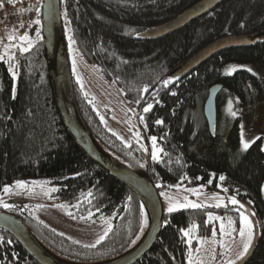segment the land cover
Returning <instances> with one entry per match:
<instances>
[{"label":"trees","instance_id":"16d2710c","mask_svg":"<svg viewBox=\"0 0 264 264\" xmlns=\"http://www.w3.org/2000/svg\"><path fill=\"white\" fill-rule=\"evenodd\" d=\"M199 1L60 0L63 30L66 12L75 47L87 62L98 66L104 78L116 84L127 104L137 109L143 137L156 138L161 147L157 160L134 144H125L103 125L71 73L74 97L83 121L102 147L146 175L158 192L178 184H203L210 191L226 189L235 195L259 229L257 245L245 264H264L262 141L257 139L242 151L237 122L226 138L215 129L211 135L202 113L208 88L216 83L234 88L246 104L264 99V84L255 74L245 70L231 75L221 72V65L229 60L264 64V0H223L179 30L164 36L146 33ZM25 28L32 46L23 53L15 48L12 62L16 80L8 62L0 60V193L14 179H47L57 189L51 194L52 200L68 204L72 216L107 219L111 230L96 247L86 248V244L73 243L75 240L27 215L20 204L7 201L11 208L0 210L20 218L41 244L62 258L88 263L115 257L141 232V204L131 190L95 167L69 136L54 103L41 24L29 23ZM64 37L68 54L65 32ZM227 37L234 38L236 46L185 74L177 71L195 52ZM68 62L70 65L69 56ZM165 80H169L166 86ZM224 100L220 93L217 112ZM148 104L152 108L145 113ZM158 119L163 123L156 124ZM220 176L225 179L221 181ZM208 210L200 207L164 212L156 242L134 264H188L189 247H195L196 240L189 244L180 229H191L196 236L210 235L216 222L209 220ZM220 210L233 213L239 225L237 211ZM0 238V264H37L9 233L0 229Z\"/></svg>","mask_w":264,"mask_h":264},{"label":"rangeland","instance_id":"374dc122","mask_svg":"<svg viewBox=\"0 0 264 264\" xmlns=\"http://www.w3.org/2000/svg\"><path fill=\"white\" fill-rule=\"evenodd\" d=\"M166 24L167 23H164L149 28L146 33H158ZM66 28L68 29L65 24L64 32L68 44L67 55L69 56L71 73L81 91L88 97L103 125L116 134L125 144H134L137 150H140L144 154L146 152L149 153V156L152 158L154 144L150 139L151 137H149L148 140L145 139L140 131L136 118L138 114L137 109L127 104L122 91L116 84L104 78L97 65L87 62L74 44H72L71 52L69 51V41L67 37L71 34L69 31L66 34ZM25 33L26 28L24 31H20L17 28H0V45L3 48V57L8 62L9 67L11 66L13 68L16 74L15 80L17 78V70L12 59L9 60L8 57L14 56L15 48L20 45H26L27 42H23L19 39V37L23 36ZM9 35L16 37V39L9 41L7 39ZM6 45L11 46L6 48ZM232 67H234L235 70L227 74V70ZM249 69H251V71H249ZM237 70H245L255 74L264 84L263 63L250 60H229L221 65V72L224 75H231ZM221 93L225 100L219 107L217 124L215 127L217 133L223 138H226L233 124L237 122L241 150L242 131L245 140L252 141L251 143H253L257 140V137H259L264 146V99L253 102L250 101L251 103L246 104L234 88L225 85ZM230 100L232 101V109L236 112L234 117L231 116L228 111ZM155 148L157 157L159 158L161 147L157 140H155ZM16 181H25L28 182V184L25 188L18 189L15 187ZM32 181L49 182L47 179H14L11 183L6 184L10 186V192L5 193L2 189L0 199L4 202L12 201L22 205L27 215L39 220L68 238L83 244H94L99 236L103 235L109 226L111 227V222L107 219L95 220L91 216L74 217L69 215V213L71 214V210L68 204L52 200V192L49 191V189L55 188V185L50 182L43 186L33 185L31 183ZM189 189L195 191H189ZM261 190H264V179L261 183ZM161 193H164V195H161ZM159 194L162 199L164 212H168L167 208L169 203H186L191 201L202 205V208H209V215L220 218L212 220L216 222V224H213L210 235L196 236L193 235V231L191 230L189 235L186 236L187 242L189 239L191 243L193 240H196V246L189 247V252H191L194 264L195 262H199V264H226L227 260L235 259L236 254L242 249V238L238 235L239 225L236 226L232 216L233 213L221 212L220 209L230 208V210L237 211L239 213V219L240 213L243 212L248 219L252 221L251 215L247 212L246 207L235 195L228 194L221 190L210 191L203 184H178L174 185L171 189L160 190ZM232 198L237 200L238 203L235 205L231 204L230 200ZM217 203L221 206L216 207ZM60 205H63V207H58ZM180 209L186 208H178L177 210ZM229 218L232 220V227L235 228L236 231L232 232L230 235H221L219 231L220 224L223 222L227 228ZM188 230L189 229H186V231ZM214 230L216 233L215 235H213ZM142 236L143 234L140 236L137 243L133 245L131 243V249L141 242ZM201 241H203V243H201Z\"/></svg>","mask_w":264,"mask_h":264},{"label":"water","instance_id":"95a60500","mask_svg":"<svg viewBox=\"0 0 264 264\" xmlns=\"http://www.w3.org/2000/svg\"><path fill=\"white\" fill-rule=\"evenodd\" d=\"M222 1L200 0L178 17L167 22L158 33L151 32L148 35L164 36L179 30L191 21L217 7ZM49 4L52 5L51 16H49ZM41 37L45 49L54 103L65 129L77 147L95 167L118 180L138 198L143 211V220H146L140 232L143 234V238L137 246L131 249L130 245L127 250L115 257L97 262L83 263L61 257L65 260L62 261L51 256L29 227L20 218L10 212L0 210V229L9 233L37 264H134L150 251L160 234L164 217L160 194L146 175L128 167L106 151L83 121L73 92L72 76L61 18L60 0H42ZM236 44L237 41L232 37L217 39L195 52L177 68V71H182L185 74L215 54L234 47ZM223 87L222 83L211 85L208 88L202 105V113L211 135L214 134L217 124V98L222 92ZM251 218L255 225L253 244L249 253L246 254L242 261H238L236 264H245L258 242V225L255 218L252 216Z\"/></svg>","mask_w":264,"mask_h":264},{"label":"snow or ice","instance_id":"6c2138e0","mask_svg":"<svg viewBox=\"0 0 264 264\" xmlns=\"http://www.w3.org/2000/svg\"><path fill=\"white\" fill-rule=\"evenodd\" d=\"M9 2H12V0H9ZM61 2L63 3L64 0H61ZM48 9H49V16H51V12H52V5L51 4L48 5ZM37 11H39V9H37ZM63 16L65 17V24L66 25L69 24L70 21L67 20V13L66 12L63 13ZM32 23L39 24L40 20L36 19V20L32 21ZM20 27H23V24H21ZM65 31H66V34H67L69 29L66 28ZM67 38H68V41H69V51L71 52L72 44H74L75 41H74V39H73V37L71 35H68ZM7 39L9 41H12V40L16 39V37H14L12 35H9L7 37ZM19 39L21 41H23V42H27V47H24L23 45L19 46V50L21 51V53L28 51L31 48V46H32L31 40H30L28 34L25 33L23 36H20ZM10 46L11 45H6L5 47L7 48V47H10ZM3 59H4L3 55H0V60H3ZM8 59L11 60V59H13V57L9 56ZM74 69H75V65H74ZM234 70H235L234 67L230 68L229 70H227V74H230L231 71H234ZM249 71H251V69H249ZM9 72L12 73L13 80H15L16 74L13 71V68L11 66L9 67ZM168 83H169V80L163 81V84L165 86ZM144 91H147V86H145ZM13 94H15V85H13ZM173 94H175V93H173ZM137 103H139V101H137ZM151 108H152V104H148L143 109V111L145 113H147V112H149V110ZM228 111H229V114L231 116L234 117L236 115V112L233 111V109H232V101L231 100L229 101V104H228ZM140 120L143 123L144 117L141 116ZM155 123L159 125V124H162L163 121L158 119V120L155 121ZM150 139L153 141V144H154L153 151H152V159L153 160H157L158 157H157V151H156V148H155V140H156V138L155 137H151ZM257 139H259V137H257ZM251 142L252 141L245 140L244 133L242 131L241 132L242 150H247L249 148ZM141 167H143V165H141ZM77 175H79V173ZM197 179H199V177ZM224 179H225L224 176H220V180L221 181L224 180ZM31 183L33 185H41V186H43V185H45V184H47L49 182H47V181H32ZM209 183H211V181H209ZM27 184H28V182H25V181H16L15 182V187L18 188V189H23V188L26 187ZM157 186H159V185H157ZM3 191L5 193H9L10 192V186L5 185V187L3 188ZM49 191L54 192V191H57V189L51 188V189H49ZM189 191H195V190L189 189ZM225 191H226V189H225ZM87 195L91 196L92 193L89 192ZM161 195H164V193H161ZM129 199H131V198L129 197ZM230 203L235 205V204L238 203V201L235 200L234 198H232L230 200ZM220 206L221 205L219 203L216 204V207H220ZM0 207L6 208V209H10L11 205L5 203L2 199H0ZM58 207H63V205H60ZM200 207H202V205L197 204V203H193L191 201H188L186 203L176 202V203H169L167 211L169 213H172L173 211H176L178 208L198 209ZM69 215H71V214L69 213ZM89 215H91V213ZM141 215H143V211L142 210H141ZM213 219H220V218L219 217H213V216L209 215V220H213ZM145 223H146V220H142L141 221V228H143ZM232 224H233V222H232V220L230 218L228 219L227 228H226L225 224L222 222L220 224V229H219L220 234L221 235H230L232 232L236 231V229L232 227ZM254 228H255L254 223L251 220H249L248 217L243 212H241L240 213V219H239L238 235L242 238V249L236 254V257H235L234 260L233 259H229V260H227L226 264H236L237 261H242L243 258L246 256V254L249 253V250H250V248H251V246L253 244V240H254ZM110 230H111V227L109 226V228L105 230L103 235L99 236V238L95 241L94 244H90V245L86 244V245H84V247H86V248H94V247H96L97 244H99L102 240L105 239V237L108 234V231H110ZM180 231L185 236H188L189 232L191 231V229H189L188 231H186L184 229H180ZM215 234L216 233H215V230H214L213 231V235H215ZM139 238L140 237L137 236L136 239H139ZM0 239H2V238H0ZM9 243H10V241H9ZM73 243H79V241H73ZM132 243L135 244L136 240H133ZM188 243L191 244V240L190 239L188 240ZM201 243H203V241H201ZM188 264H194V261H193L192 256H191V252H189V254H188ZM195 264H199V262H195Z\"/></svg>","mask_w":264,"mask_h":264},{"label":"built area","instance_id":"2783aa9c","mask_svg":"<svg viewBox=\"0 0 264 264\" xmlns=\"http://www.w3.org/2000/svg\"><path fill=\"white\" fill-rule=\"evenodd\" d=\"M41 4L42 0H0V28H17L23 31L24 25L38 19ZM21 24L23 27H20ZM2 54L3 48L0 45V55Z\"/></svg>","mask_w":264,"mask_h":264},{"label":"bare ground","instance_id":"6f19581e","mask_svg":"<svg viewBox=\"0 0 264 264\" xmlns=\"http://www.w3.org/2000/svg\"><path fill=\"white\" fill-rule=\"evenodd\" d=\"M142 235V233H140L139 234V237ZM134 240H136V243H137V241L139 240V239H134ZM132 245H133V243H132ZM131 245V246H132ZM46 249V251L51 255V256H53L54 258H56V259H58V260H62V261H65L64 259H62L61 257H59V256H57V255H55L54 253H52L49 249H47V248H45Z\"/></svg>","mask_w":264,"mask_h":264}]
</instances>
